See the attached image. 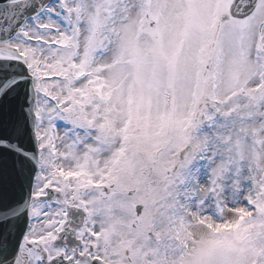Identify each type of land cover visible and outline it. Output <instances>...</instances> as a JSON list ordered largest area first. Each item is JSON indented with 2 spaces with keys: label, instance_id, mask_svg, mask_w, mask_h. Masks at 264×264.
Returning <instances> with one entry per match:
<instances>
[{
  "label": "snow or ice",
  "instance_id": "snow-or-ice-1",
  "mask_svg": "<svg viewBox=\"0 0 264 264\" xmlns=\"http://www.w3.org/2000/svg\"><path fill=\"white\" fill-rule=\"evenodd\" d=\"M0 264H264V0H0Z\"/></svg>",
  "mask_w": 264,
  "mask_h": 264
}]
</instances>
